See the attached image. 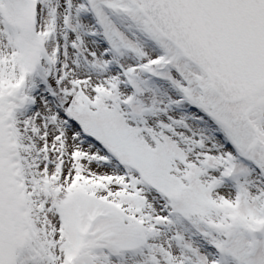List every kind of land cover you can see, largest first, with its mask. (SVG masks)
Segmentation results:
<instances>
[{
    "label": "snow or ice",
    "instance_id": "snow-or-ice-1",
    "mask_svg": "<svg viewBox=\"0 0 264 264\" xmlns=\"http://www.w3.org/2000/svg\"><path fill=\"white\" fill-rule=\"evenodd\" d=\"M0 264H264V0H0Z\"/></svg>",
    "mask_w": 264,
    "mask_h": 264
}]
</instances>
